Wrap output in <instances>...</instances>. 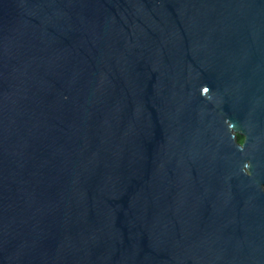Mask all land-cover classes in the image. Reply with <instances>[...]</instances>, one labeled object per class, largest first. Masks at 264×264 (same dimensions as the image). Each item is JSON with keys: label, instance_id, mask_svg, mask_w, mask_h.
Segmentation results:
<instances>
[{"label": "water", "instance_id": "95a60500", "mask_svg": "<svg viewBox=\"0 0 264 264\" xmlns=\"http://www.w3.org/2000/svg\"><path fill=\"white\" fill-rule=\"evenodd\" d=\"M0 264H264V0H0Z\"/></svg>", "mask_w": 264, "mask_h": 264}, {"label": "trees", "instance_id": "16d2710c", "mask_svg": "<svg viewBox=\"0 0 264 264\" xmlns=\"http://www.w3.org/2000/svg\"><path fill=\"white\" fill-rule=\"evenodd\" d=\"M244 139H245V135H240V136H239V140H240V141H244Z\"/></svg>", "mask_w": 264, "mask_h": 264}, {"label": "rangeland", "instance_id": "374dc122", "mask_svg": "<svg viewBox=\"0 0 264 264\" xmlns=\"http://www.w3.org/2000/svg\"><path fill=\"white\" fill-rule=\"evenodd\" d=\"M239 135H243V134H239Z\"/></svg>", "mask_w": 264, "mask_h": 264}, {"label": "flooded vegetation", "instance_id": "af4514ba", "mask_svg": "<svg viewBox=\"0 0 264 264\" xmlns=\"http://www.w3.org/2000/svg\"><path fill=\"white\" fill-rule=\"evenodd\" d=\"M240 136V135H239Z\"/></svg>", "mask_w": 264, "mask_h": 264}]
</instances>
